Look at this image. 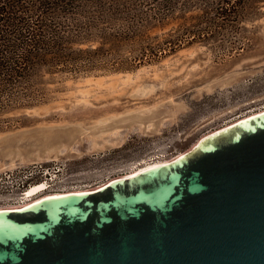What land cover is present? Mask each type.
<instances>
[{
    "label": "rangeland",
    "instance_id": "rangeland-1",
    "mask_svg": "<svg viewBox=\"0 0 264 264\" xmlns=\"http://www.w3.org/2000/svg\"><path fill=\"white\" fill-rule=\"evenodd\" d=\"M215 2L177 0L171 20L106 53L96 69L53 76L41 102L0 107V170L53 161L69 181L62 189H93L264 110V3L223 27L207 23ZM183 10L204 22L183 23ZM177 35L179 46L165 43Z\"/></svg>",
    "mask_w": 264,
    "mask_h": 264
},
{
    "label": "water",
    "instance_id": "water-1",
    "mask_svg": "<svg viewBox=\"0 0 264 264\" xmlns=\"http://www.w3.org/2000/svg\"><path fill=\"white\" fill-rule=\"evenodd\" d=\"M0 264H264V110L96 188L0 209Z\"/></svg>",
    "mask_w": 264,
    "mask_h": 264
},
{
    "label": "trees",
    "instance_id": "trees-1",
    "mask_svg": "<svg viewBox=\"0 0 264 264\" xmlns=\"http://www.w3.org/2000/svg\"><path fill=\"white\" fill-rule=\"evenodd\" d=\"M176 1L0 0V107L43 101L53 76L96 69L106 53H117L123 42L145 36L151 28L171 20ZM263 3L218 0L212 10L217 17L207 23L236 25L247 19L250 8ZM186 13L183 10L178 16L183 23H190L193 17V23L204 22L203 15ZM190 33L200 37L203 32L187 31ZM181 38L177 35L165 43L179 46ZM164 49L158 46L150 53L156 55ZM148 55L143 46L141 58Z\"/></svg>",
    "mask_w": 264,
    "mask_h": 264
},
{
    "label": "built area",
    "instance_id": "built-area-1",
    "mask_svg": "<svg viewBox=\"0 0 264 264\" xmlns=\"http://www.w3.org/2000/svg\"><path fill=\"white\" fill-rule=\"evenodd\" d=\"M171 158L154 159L147 163L156 164ZM59 175V166L53 161H33L3 167L0 170V208H19L39 196L84 190L77 187L62 189L69 181ZM35 186L40 187L39 190L30 195L29 190Z\"/></svg>",
    "mask_w": 264,
    "mask_h": 264
},
{
    "label": "bare ground",
    "instance_id": "bare-ground-1",
    "mask_svg": "<svg viewBox=\"0 0 264 264\" xmlns=\"http://www.w3.org/2000/svg\"><path fill=\"white\" fill-rule=\"evenodd\" d=\"M248 116V115H247ZM243 118V117H242ZM238 120V119H237ZM182 153V152H181ZM181 153H179V154H181ZM178 154V155H179ZM178 155H176V156H178ZM176 156H174V157H176ZM174 157H172V158H174ZM169 160V159H168ZM165 161H167V160H165ZM165 161H163V162H165ZM160 163H162V162H160ZM156 164H159V163H156ZM152 165H155V164H152V163H150V164H146L145 166H143V167H141L140 169H138V170H136V172L137 171H139V170H142V169H144V168H147V167H150V166H152ZM134 173V172H133ZM130 174H132V173H130ZM39 188L40 187H38V186H35V187H32L30 190H29V194L31 195V194H34L35 192H37V190H39ZM80 191H83V190H80ZM41 196H39V197H36V198H33V199H31V201H29L28 203H30V202H32V201H34V200H37V199H39ZM27 203V204H28ZM27 204H24L23 206H25V205H27ZM23 206H21V207H23ZM0 209H2V208H0Z\"/></svg>",
    "mask_w": 264,
    "mask_h": 264
}]
</instances>
